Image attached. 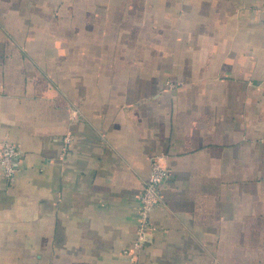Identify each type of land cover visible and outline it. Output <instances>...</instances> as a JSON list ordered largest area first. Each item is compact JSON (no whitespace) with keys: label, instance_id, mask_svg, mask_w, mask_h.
Wrapping results in <instances>:
<instances>
[{"label":"crops","instance_id":"obj_1","mask_svg":"<svg viewBox=\"0 0 264 264\" xmlns=\"http://www.w3.org/2000/svg\"><path fill=\"white\" fill-rule=\"evenodd\" d=\"M67 139H70L68 141ZM0 264H264V0H0Z\"/></svg>","mask_w":264,"mask_h":264},{"label":"built area","instance_id":"obj_2","mask_svg":"<svg viewBox=\"0 0 264 264\" xmlns=\"http://www.w3.org/2000/svg\"><path fill=\"white\" fill-rule=\"evenodd\" d=\"M70 141V139H67ZM21 151L18 145L11 141H2L0 143V173L7 180L8 184H13L18 171ZM171 179V174L164 164V158L157 156L152 161L151 174L148 181L145 182L144 189L140 194V237L135 243V252L142 249L145 237L150 230V218L153 210L161 203L162 193ZM133 250H126L125 253L134 257L136 264H144L137 260Z\"/></svg>","mask_w":264,"mask_h":264}]
</instances>
